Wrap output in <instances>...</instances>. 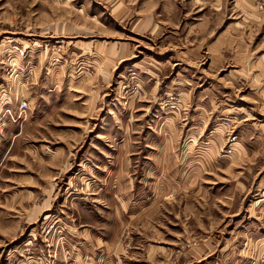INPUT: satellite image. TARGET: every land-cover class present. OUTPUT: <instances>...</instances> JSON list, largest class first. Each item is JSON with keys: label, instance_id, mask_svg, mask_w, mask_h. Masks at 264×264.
Returning a JSON list of instances; mask_svg holds the SVG:
<instances>
[{"label": "rangeland", "instance_id": "1", "mask_svg": "<svg viewBox=\"0 0 264 264\" xmlns=\"http://www.w3.org/2000/svg\"><path fill=\"white\" fill-rule=\"evenodd\" d=\"M0 264H264V0H0Z\"/></svg>", "mask_w": 264, "mask_h": 264}, {"label": "crops", "instance_id": "2", "mask_svg": "<svg viewBox=\"0 0 264 264\" xmlns=\"http://www.w3.org/2000/svg\"><path fill=\"white\" fill-rule=\"evenodd\" d=\"M82 227V226H80ZM91 229V231H95V243L98 246V248L102 249V252L105 254V257H107L110 253H111V233L110 230H108L105 226L102 225H97L94 227L89 226ZM75 232V231H74ZM79 236L82 239V231L80 233H78ZM113 246V244H112Z\"/></svg>", "mask_w": 264, "mask_h": 264}, {"label": "built area", "instance_id": "3", "mask_svg": "<svg viewBox=\"0 0 264 264\" xmlns=\"http://www.w3.org/2000/svg\"><path fill=\"white\" fill-rule=\"evenodd\" d=\"M27 104L26 103H21V106L19 108L21 113H24L26 111Z\"/></svg>", "mask_w": 264, "mask_h": 264}]
</instances>
